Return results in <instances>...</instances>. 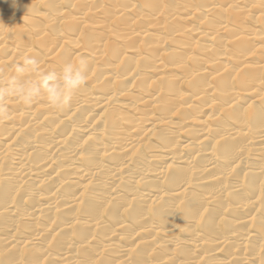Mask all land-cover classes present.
I'll use <instances>...</instances> for the list:
<instances>
[{"label": "bare ground", "instance_id": "6f19581e", "mask_svg": "<svg viewBox=\"0 0 264 264\" xmlns=\"http://www.w3.org/2000/svg\"><path fill=\"white\" fill-rule=\"evenodd\" d=\"M0 94V264H264V0H0Z\"/></svg>", "mask_w": 264, "mask_h": 264}, {"label": "clouds", "instance_id": "9594fccd", "mask_svg": "<svg viewBox=\"0 0 264 264\" xmlns=\"http://www.w3.org/2000/svg\"><path fill=\"white\" fill-rule=\"evenodd\" d=\"M25 63L35 64L34 60L26 59ZM87 62L84 58H81L79 61V65L86 66ZM75 65L72 63H68L64 69L63 75V87L58 84L50 85V81H54L56 79L55 75H48L44 78L42 83V87L47 94V102L56 109H61L70 105L71 100L73 98V94L78 91L82 86L86 84L87 77L84 74H81L79 71H75V75H73ZM70 91L72 94L65 95V92ZM38 90H33L31 88L28 89H20V99L21 102L25 104H31L30 96L37 95ZM7 107L4 103V96L0 94V120H3L7 117Z\"/></svg>", "mask_w": 264, "mask_h": 264}]
</instances>
